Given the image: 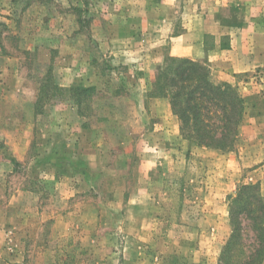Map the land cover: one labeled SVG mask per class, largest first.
I'll list each match as a JSON object with an SVG mask.
<instances>
[{"label":"rangeland","instance_id":"obj_1","mask_svg":"<svg viewBox=\"0 0 264 264\" xmlns=\"http://www.w3.org/2000/svg\"><path fill=\"white\" fill-rule=\"evenodd\" d=\"M202 28L237 39L230 68L205 63L245 101L230 152L185 140L152 86ZM256 183L264 0H0V264H219L230 198Z\"/></svg>","mask_w":264,"mask_h":264},{"label":"trees","instance_id":"obj_2","mask_svg":"<svg viewBox=\"0 0 264 264\" xmlns=\"http://www.w3.org/2000/svg\"><path fill=\"white\" fill-rule=\"evenodd\" d=\"M152 86L156 97L169 99L185 140L221 152L234 149L245 116V101L232 85L216 83L207 64L168 57ZM91 91L76 87L69 92L72 98ZM44 99L49 97H39L38 101ZM229 218L232 232L220 253L219 264H263L264 196L258 183L238 188L230 198Z\"/></svg>","mask_w":264,"mask_h":264},{"label":"crops","instance_id":"obj_3","mask_svg":"<svg viewBox=\"0 0 264 264\" xmlns=\"http://www.w3.org/2000/svg\"><path fill=\"white\" fill-rule=\"evenodd\" d=\"M210 36L214 38L212 42ZM224 36H226L224 33L208 31L203 28L200 31L185 29L183 32L171 38L169 54L174 58H184L200 63H206L207 61L212 70H227V68H230L229 63L231 62L226 57L233 54V49L237 45V39L235 38L236 36H230V44L225 49H222L221 40ZM259 66L257 62L245 65L241 61L236 62L238 73L252 71V69ZM166 114H168L169 119L177 120L169 110L166 111ZM160 158V156H152L151 162L156 164L161 160ZM258 184L260 185V183Z\"/></svg>","mask_w":264,"mask_h":264}]
</instances>
